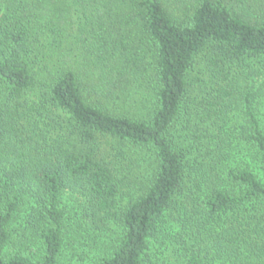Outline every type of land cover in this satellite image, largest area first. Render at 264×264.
<instances>
[{
  "label": "trees",
  "instance_id": "obj_1",
  "mask_svg": "<svg viewBox=\"0 0 264 264\" xmlns=\"http://www.w3.org/2000/svg\"><path fill=\"white\" fill-rule=\"evenodd\" d=\"M173 6L0 0V264H264V0Z\"/></svg>",
  "mask_w": 264,
  "mask_h": 264
},
{
  "label": "rangeland",
  "instance_id": "obj_2",
  "mask_svg": "<svg viewBox=\"0 0 264 264\" xmlns=\"http://www.w3.org/2000/svg\"><path fill=\"white\" fill-rule=\"evenodd\" d=\"M177 1L179 2V0H170L171 2V6L176 5ZM174 7V6H173ZM256 79V76H255ZM252 82V81H251ZM257 82V81H256ZM253 83V82H252Z\"/></svg>",
  "mask_w": 264,
  "mask_h": 264
}]
</instances>
